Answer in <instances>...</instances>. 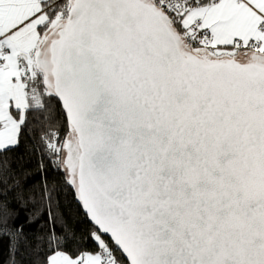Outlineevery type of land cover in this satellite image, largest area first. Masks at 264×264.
Wrapping results in <instances>:
<instances>
[{"label":"snow or ice","instance_id":"obj_1","mask_svg":"<svg viewBox=\"0 0 264 264\" xmlns=\"http://www.w3.org/2000/svg\"><path fill=\"white\" fill-rule=\"evenodd\" d=\"M0 264H264V0H0Z\"/></svg>","mask_w":264,"mask_h":264}]
</instances>
